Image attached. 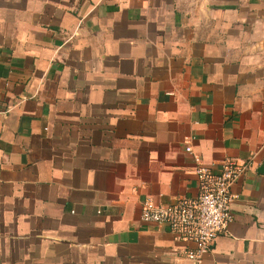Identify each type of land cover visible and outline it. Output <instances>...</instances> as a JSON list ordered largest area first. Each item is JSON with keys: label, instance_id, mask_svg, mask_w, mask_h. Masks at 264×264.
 I'll return each instance as SVG.
<instances>
[{"label": "crops", "instance_id": "crops-1", "mask_svg": "<svg viewBox=\"0 0 264 264\" xmlns=\"http://www.w3.org/2000/svg\"><path fill=\"white\" fill-rule=\"evenodd\" d=\"M187 143L249 163L200 264H264V0H0V264H193Z\"/></svg>", "mask_w": 264, "mask_h": 264}, {"label": "built area", "instance_id": "built-area-1", "mask_svg": "<svg viewBox=\"0 0 264 264\" xmlns=\"http://www.w3.org/2000/svg\"><path fill=\"white\" fill-rule=\"evenodd\" d=\"M185 151L192 153L196 164L197 195L175 197L160 203L146 198L141 202L140 217L146 223L165 227L175 238L188 243L185 257L193 264H200L202 256L213 250L216 239L227 232L233 219L235 198L231 187L247 170L249 163L225 159L220 171L216 172L192 152L188 143Z\"/></svg>", "mask_w": 264, "mask_h": 264}]
</instances>
